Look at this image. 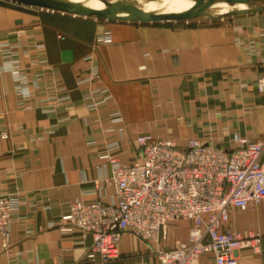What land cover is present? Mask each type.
Masks as SVG:
<instances>
[{
    "label": "crops",
    "instance_id": "1",
    "mask_svg": "<svg viewBox=\"0 0 264 264\" xmlns=\"http://www.w3.org/2000/svg\"><path fill=\"white\" fill-rule=\"evenodd\" d=\"M16 70L28 95L19 92ZM260 79L264 12L211 23H141L0 0V195L19 192L11 237L0 240V264H101L85 261L92 237L63 228L61 217L77 198L113 201L107 146L117 141L112 156L130 165L144 140L171 139L186 149L197 139L227 150L235 135L263 141ZM101 87L113 98L92 111L85 95ZM116 112L121 125L110 120ZM192 224L170 222L159 246L187 241ZM228 228L259 232L261 252L238 255L240 264H264V199L232 210ZM156 248L126 232L119 259L105 264H160ZM200 264H214L212 256Z\"/></svg>",
    "mask_w": 264,
    "mask_h": 264
},
{
    "label": "built area",
    "instance_id": "2",
    "mask_svg": "<svg viewBox=\"0 0 264 264\" xmlns=\"http://www.w3.org/2000/svg\"><path fill=\"white\" fill-rule=\"evenodd\" d=\"M103 40L110 39L107 36ZM14 72L23 80L19 92L28 95L26 80ZM97 77V73L91 76ZM258 89L264 92V79L258 81ZM85 97L86 106L95 111L113 95L101 87L88 91ZM110 120L123 124L118 112ZM119 131L122 133L123 128ZM233 142L235 148L227 150L192 139L186 149H179L171 139L144 140L139 159L130 165L112 156L119 143H110L103 158L111 165V177L105 182L115 186L113 201L106 204L74 199L61 217V225L92 237L85 255L88 263L119 259L122 236L129 232L157 246L155 255L160 264H200L206 255L212 256L214 264H240L238 252L242 249L252 254L261 252L262 236L259 232H233L228 224L232 210L256 207L264 199V140L250 141L235 135ZM18 194L16 190L0 195V240L11 237ZM178 220L193 223L187 241L160 247L170 222Z\"/></svg>",
    "mask_w": 264,
    "mask_h": 264
},
{
    "label": "water",
    "instance_id": "3",
    "mask_svg": "<svg viewBox=\"0 0 264 264\" xmlns=\"http://www.w3.org/2000/svg\"><path fill=\"white\" fill-rule=\"evenodd\" d=\"M10 2L37 7L46 10L63 12L66 14L96 17L100 20L116 21L125 20L132 22H172V21H190L204 15V12L215 1H225L228 4H247L252 5L258 0H194V5L191 9L181 13H144L137 8L126 4H112L108 0H101L106 5L105 9H88L79 4L71 3L64 0H7ZM247 12H264V7H254ZM118 13H127V15H117ZM241 11H233L225 14V16H234L241 14Z\"/></svg>",
    "mask_w": 264,
    "mask_h": 264
},
{
    "label": "bare ground",
    "instance_id": "4",
    "mask_svg": "<svg viewBox=\"0 0 264 264\" xmlns=\"http://www.w3.org/2000/svg\"><path fill=\"white\" fill-rule=\"evenodd\" d=\"M64 1L79 4L88 9L102 10L106 8V5L101 0H64ZM108 1L109 3L112 4H126V5L134 4L133 7L137 8L138 10L144 13H181L191 9V7H193L194 5V0H153L152 3H150L151 0H146L138 4L133 3L134 0H128V2L126 3H119L116 2L115 0H108ZM254 7L252 5H247V4L231 5L226 3L225 1H215L211 4V6L207 10L212 8H218L219 10L217 12V15H225L233 11L245 12ZM207 10L204 12V16L207 14ZM117 15H127V13H118Z\"/></svg>",
    "mask_w": 264,
    "mask_h": 264
},
{
    "label": "rangeland",
    "instance_id": "5",
    "mask_svg": "<svg viewBox=\"0 0 264 264\" xmlns=\"http://www.w3.org/2000/svg\"><path fill=\"white\" fill-rule=\"evenodd\" d=\"M116 2H119V3H126V2H128V0H115ZM121 1V2H120ZM144 1H146V0H134V2L133 3H135V4H138V3H140V2H144ZM152 1L153 0H151L150 1V3H152ZM262 5V6H261ZM131 6H134V4H132ZM252 6L254 7V6H256V7H264V0H258V1H255V2H253L252 3ZM218 8H212V9H209V10H207V14L204 16H201V17H199V18H196L197 20H202V21H204V22H208V23H211V22H213V21H215V20H218V19H223L224 17H229V15L228 16H225V15H217V12H218ZM245 12H247V11H245ZM209 13H211V14H209ZM213 14V15H212ZM215 15V16H214ZM221 17H223V18H221ZM196 19H193V20H196ZM191 21V20H190ZM189 22V21H188ZM6 194H8V193H6Z\"/></svg>",
    "mask_w": 264,
    "mask_h": 264
}]
</instances>
